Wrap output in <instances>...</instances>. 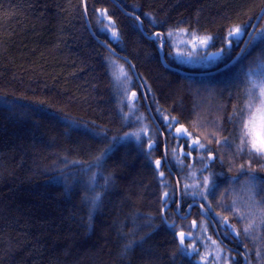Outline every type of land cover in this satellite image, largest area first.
I'll list each match as a JSON object with an SVG mask.
<instances>
[{
  "label": "trees",
  "instance_id": "obj_1",
  "mask_svg": "<svg viewBox=\"0 0 264 264\" xmlns=\"http://www.w3.org/2000/svg\"><path fill=\"white\" fill-rule=\"evenodd\" d=\"M263 9L264 0H0V264H208L204 256L211 264H264V225L249 237L241 232V244L224 237L215 222L220 216L235 229L253 221L260 224L259 215L241 222L217 206L222 199L225 204L235 201V209L245 213L251 193L244 188L249 177L237 171L249 158L233 157V147L216 141L233 130L227 117L238 106L243 88L233 86L237 70L261 56L264 43L257 42L246 60L237 59L245 35L221 62L201 68L176 63V57L168 55L178 51L175 46L161 50L148 38L172 31L180 39L185 29L198 36H225L236 25L255 24ZM104 10L105 23L111 16L120 32L119 44L97 27ZM256 27L264 28V19ZM220 47L218 43L210 50ZM111 59L129 69L122 90L110 71ZM239 106L247 126L249 108ZM161 114L176 118L173 131L184 128L191 134L187 143L169 138ZM101 129L107 140L93 135ZM143 129L158 137L151 161L163 160L168 151V166L154 170L148 163V139L143 151L133 137L112 140ZM196 139L225 161L212 168L219 174V190L215 198L209 196L212 208L207 213L198 205L189 209L193 198L182 200L180 195L183 185L200 180L197 156H208L203 150L181 155ZM106 148L107 157L95 166L94 158ZM181 160L186 166L182 169L177 166ZM251 167L258 189H264L261 164ZM160 172L165 174L163 184ZM234 176L239 179L232 180ZM105 178H110L107 185ZM173 188L174 202L161 200ZM96 193L100 200L93 208L90 201ZM193 220L207 224V232L185 227ZM172 222L177 233L191 230L194 236H210L219 247L204 239V246L196 241L199 255L178 254L179 239L168 227ZM214 254H227L229 260L216 261Z\"/></svg>",
  "mask_w": 264,
  "mask_h": 264
},
{
  "label": "snow or ice",
  "instance_id": "obj_2",
  "mask_svg": "<svg viewBox=\"0 0 264 264\" xmlns=\"http://www.w3.org/2000/svg\"><path fill=\"white\" fill-rule=\"evenodd\" d=\"M107 10L101 11L99 13V18L97 21L98 29L105 33L112 42L119 44L120 42V32L116 29L115 21L112 20L111 16L107 17V23L104 21V17L106 16ZM125 15L131 16L130 13H125ZM147 15V14H145ZM132 19L139 24H142V21L139 20V17L132 16ZM257 22L260 19H264V10H262L259 15L255 18ZM151 23L155 24L156 21L154 18H150ZM251 28L252 31L248 32L247 29ZM111 29V31H109ZM180 35L188 37V39H180L177 40V33L168 31V32H155L148 35L149 39H152L156 42L161 50L165 46L171 48L173 46H177L180 49H187V51H177L175 53L169 52L168 55L176 57V63L182 64L184 66L191 67H201L207 68L209 66H214L215 64L221 62L224 58L225 53H228L234 44L238 45L241 39L247 35L248 39L244 41L245 47L240 50L239 53L236 54L237 59L243 56L246 60L248 55L251 54V49L257 44V42L264 43V28H257L255 24L245 22L243 25H236L227 31L225 36H217V35H201L198 36L196 31H188L187 29L183 30ZM100 43L108 48L110 54L114 55V51L109 47V45L100 41ZM220 44L221 47L217 51H211L210 49L214 48L216 44ZM189 44L191 47L189 48ZM112 64V67L115 68L116 65L114 62L109 61ZM234 63L236 60L233 61ZM228 67V65H225ZM238 74L236 80L233 81L234 87H240L243 85L242 90L240 91L238 98L239 104L237 107L233 109V112L227 117L228 122L233 125V130L229 133L228 136L223 137L222 140H217L216 143L225 144L229 147H233V157H248L247 164H241L237 169L238 173L241 176H248L249 180L245 181L244 188L247 192L251 193L249 196L250 203L247 205V211L245 213H241L239 210L235 209V201L231 203L225 204L223 199L217 202V206L223 207L226 210L232 211L233 215L237 217L241 222L243 220L259 215L261 217L260 224H256L254 221L250 222L247 227H242L241 229H235L232 225L228 223L227 217H215V222L221 225L222 234L224 237H229L233 241H239L241 244L243 241L240 239L241 232H243L245 237H249L252 233V230L264 225V189H258L256 181V169L251 167L252 164H261V170H264V145L257 147L256 144L251 143L248 139V133L245 131L246 125L243 121L244 108L240 107V104H246V106L251 109L256 103L264 105V49L261 51V56L257 57L253 63L250 64H240L238 68ZM117 79H129L127 72H124L123 69L120 70V75L116 77ZM238 81V83H237ZM150 91V89H149ZM231 95V93H230ZM247 95V101L244 100V96ZM133 99L137 100L136 93H133ZM135 108V105L132 106ZM157 112H160V109H156ZM124 119H127L125 116ZM137 119H140L139 117ZM160 119L163 121L165 129L169 133V138L172 140H184L186 143L191 136L190 133L187 132L184 128H173L175 124L178 123L175 117H165L161 114ZM70 124H75L77 122L71 121ZM226 130V129H224ZM91 131V129H89ZM93 135L101 140H107L108 137L105 134V130L101 129L100 132H93ZM129 137H133L138 147L141 151H143V142L145 139L150 140L151 142L148 144V150L144 153L146 160L148 163L153 164L154 170H158L163 166H168L169 162V153L165 151L163 153V160L157 159L154 163L151 161V152L156 150L159 145L158 137L156 135L149 136L146 129L142 130L138 133H124L123 137H113L112 140L116 139H126ZM237 141H239L237 143ZM111 147V142L109 144V148ZM189 151L187 153H181L182 156L187 157L190 155L191 151L195 150L198 153L203 150L208 152V156H197V161L201 164V168L199 171L201 172L200 180L193 185L185 184L180 189L181 199L191 196L192 202L187 204V207L191 209L193 205H198L199 211L202 213H207L211 210L212 205L209 202V196L213 198L216 197V194L219 190V184L217 182L218 173L212 170L217 161L221 166L224 165L225 161L223 157L219 155L217 150H213L199 141V139L193 140L191 144H188ZM108 148L102 150L98 156L94 158L95 166L100 165V161L107 157ZM213 152L216 154L214 155ZM175 156V153H172ZM75 163V161H73ZM181 169L186 167L183 165V161H179L177 164ZM208 171L209 176H203V172ZM164 172L159 173V179L161 184H163ZM110 178H105V185L109 183ZM232 180H238V177H231ZM65 186L68 185L67 178L64 179ZM179 183V181L177 182ZM165 187L167 185H164ZM192 189V191H189ZM255 190V192H254ZM227 191H231V187L226 189ZM225 194L221 193L223 197ZM256 195H260L261 199L257 200ZM176 196V189L173 188L172 192H164L161 200L168 201L169 199H173ZM100 200V193H96L94 197L91 198V205L94 208L96 206L97 201ZM200 201H204V203H200ZM207 205V207H206ZM177 209L179 210V205H177ZM182 219L187 218V214H183L181 216ZM164 223H168L165 219ZM168 227L172 229V233L174 237H178L179 243L177 244V252L178 254L192 258L196 255H199V246L203 245V240L207 239L209 243L213 246V248H218L219 244L217 241L212 240L210 236L203 237L199 234L196 236L193 235L191 230L185 232L184 230H180L178 233L176 232L177 225L175 222L168 224ZM185 227L197 228L203 232H207L208 225L201 222L197 225L195 220L192 221L191 225H185ZM192 240L191 244L186 245L185 240ZM196 241H200V245L198 246ZM220 244L223 243L221 240ZM222 252L223 249H220ZM247 252V249H245ZM257 258L261 256L260 252H256ZM247 259V257H245ZM202 260L208 261V264H211L208 256L201 257ZM213 259L216 261L224 260L227 262L229 258L227 254L223 256L219 254H214Z\"/></svg>",
  "mask_w": 264,
  "mask_h": 264
},
{
  "label": "rangeland",
  "instance_id": "obj_3",
  "mask_svg": "<svg viewBox=\"0 0 264 264\" xmlns=\"http://www.w3.org/2000/svg\"><path fill=\"white\" fill-rule=\"evenodd\" d=\"M183 30L179 32L182 33ZM180 39H187L186 36L180 35ZM177 39V38H176ZM177 39V40H180ZM189 44V48H190ZM178 51H187V49H180L177 46H175ZM110 61L114 62L116 67L113 68L112 64L109 62L110 65V71L113 72L114 80L116 87H119V90H122V85L125 82L126 79H117L116 77L120 75V70L123 69L124 72L129 73V69L124 64L118 63L116 60L111 59ZM133 104V102H132ZM130 103V105H132ZM249 117L247 120V133L249 137L251 138L252 143L256 144L257 147L264 145V105H261L259 103H256L251 109H249Z\"/></svg>",
  "mask_w": 264,
  "mask_h": 264
},
{
  "label": "water",
  "instance_id": "obj_4",
  "mask_svg": "<svg viewBox=\"0 0 264 264\" xmlns=\"http://www.w3.org/2000/svg\"><path fill=\"white\" fill-rule=\"evenodd\" d=\"M263 10H264V9H263ZM259 21H260V20H259ZM259 21H258V22H257V21L255 22V25H256V26L258 25Z\"/></svg>",
  "mask_w": 264,
  "mask_h": 264
}]
</instances>
